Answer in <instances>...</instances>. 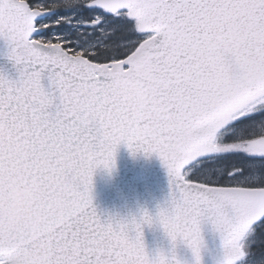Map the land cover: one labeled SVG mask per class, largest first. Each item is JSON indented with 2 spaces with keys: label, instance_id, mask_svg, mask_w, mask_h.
Masks as SVG:
<instances>
[{
  "label": "snow or ice",
  "instance_id": "obj_1",
  "mask_svg": "<svg viewBox=\"0 0 264 264\" xmlns=\"http://www.w3.org/2000/svg\"><path fill=\"white\" fill-rule=\"evenodd\" d=\"M0 41V197L32 206L0 264H182L149 254L154 223L202 264L206 222L221 264H264V0H0ZM121 145L168 170L156 216L94 203Z\"/></svg>",
  "mask_w": 264,
  "mask_h": 264
},
{
  "label": "water",
  "instance_id": "obj_2",
  "mask_svg": "<svg viewBox=\"0 0 264 264\" xmlns=\"http://www.w3.org/2000/svg\"><path fill=\"white\" fill-rule=\"evenodd\" d=\"M0 70L14 76L15 69L7 58V48L0 41ZM171 178L167 168L155 154L142 152L135 155L127 146L121 145L116 156V167L109 172L99 168L94 175V203L105 218L131 219L141 217L145 211L156 216L160 207L171 197ZM204 246L201 250L202 264H221L223 240L210 222L202 224ZM144 240L151 256L163 251L171 257L173 251L182 264H195L191 249L178 241L175 249L163 228L154 223L144 226Z\"/></svg>",
  "mask_w": 264,
  "mask_h": 264
},
{
  "label": "clouds",
  "instance_id": "obj_3",
  "mask_svg": "<svg viewBox=\"0 0 264 264\" xmlns=\"http://www.w3.org/2000/svg\"><path fill=\"white\" fill-rule=\"evenodd\" d=\"M32 206L29 193L22 183L13 179L6 194L0 197V222L11 230L31 219Z\"/></svg>",
  "mask_w": 264,
  "mask_h": 264
}]
</instances>
